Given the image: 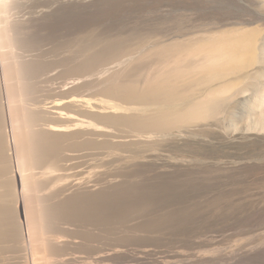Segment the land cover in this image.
<instances>
[{
	"label": "bare ground",
	"instance_id": "1",
	"mask_svg": "<svg viewBox=\"0 0 264 264\" xmlns=\"http://www.w3.org/2000/svg\"><path fill=\"white\" fill-rule=\"evenodd\" d=\"M45 1L31 0L39 5ZM153 2L151 23L142 28L145 33L135 47L128 41L120 42L122 36L119 43L96 39L80 49L84 58L88 56L81 70L111 66L106 68L111 77L102 83L101 90L127 106L79 97L51 100L57 87L53 90L50 82L59 77L56 69H47L46 64L41 68V63L26 66L39 60L37 50L25 54L16 48L32 20L44 27L40 20L55 14L52 7L40 6L44 9L28 16L30 20L24 13L23 20L0 22V245L16 239L22 249L19 252L31 256L27 241L19 239L24 236L19 225L22 220L18 221L23 212L27 222L37 225L39 233L41 229V243L47 247L98 248L93 261L85 264H101L116 253L138 252L135 246L140 247V255H152L161 232L159 235L154 230L159 223L154 224L149 217L169 204L149 202L144 194L156 193L160 186L181 189L192 183L205 190L227 188L229 204L225 202L228 208L224 210L229 215L225 216L230 233L215 235L212 242L230 243L207 254L195 249V240L182 241L183 247L170 252L173 260L168 264L202 261L209 255L235 264H264V0ZM122 57L127 66L122 64L120 69L126 68L117 70L115 61ZM133 61L147 72L144 76L137 74L140 72L132 66ZM77 80L64 82L59 90L79 84ZM67 103L89 114V120L64 112ZM208 134L220 136L229 145L228 152L213 154L218 158L215 163L197 166L169 159L170 142L181 147L195 141L209 145ZM73 138L91 148L83 152L63 150V144ZM29 160L33 167L26 166ZM17 201L20 205L16 206ZM256 210L262 213L261 218L250 220L248 214ZM173 217L169 219L178 218ZM161 224L159 229L164 226ZM63 228L75 230L74 236L57 234ZM162 237V241L168 239Z\"/></svg>",
	"mask_w": 264,
	"mask_h": 264
},
{
	"label": "rangeland",
	"instance_id": "2",
	"mask_svg": "<svg viewBox=\"0 0 264 264\" xmlns=\"http://www.w3.org/2000/svg\"><path fill=\"white\" fill-rule=\"evenodd\" d=\"M153 1H155V0H95L94 2L88 4V3H83V0H48L43 5H39L37 3L31 2V0H0V15H2V16H0V22L4 24V23H7L5 21H9L10 19L11 20H13L14 18L16 20H18L19 18L21 19V17L22 18L24 17L23 16L24 13L27 14L25 18H27V20H30L29 19V17H31L30 15H32V13H34V12H37V10L39 11V9L41 7L45 6L44 8H46V9H48V7L49 8L52 7L54 9L53 13H55V14H52V15L40 20V22L43 23L44 27L41 26L42 24L35 25L38 23L33 22V20H32L30 22V25L28 26V31H26V34L22 35V37L20 39L21 43L18 44V47L16 48L18 51L21 48L20 52L22 51V53H25V54H29L31 52H32V54H34V51L37 50L35 52V55L37 53V55L35 57H38L39 60L36 58L35 61H31L30 64L28 62V65H26V66L30 65V67H32V66L34 67V66H36L34 64L38 63L40 65V63H41V66H42V67L40 66L41 68L45 69L48 66L47 69H49V68H50V70L53 68L56 69V75L58 73L57 77L58 76L59 77L56 78L55 80H53L52 83L50 82V84H51V88L53 90L55 87H57L58 89L55 88L56 90H54L55 93H52L53 95H51V97H52L51 100L62 101L65 99L67 100V98H71V97L72 98H74V97L78 98L79 97V98H84V99H92L95 101L97 99H100V100H102V103L107 102L110 104H118V105L120 104L122 106H127V104L125 102H123L121 99H119L117 97H114V98L109 97L108 95L104 94L101 90L102 83L107 78H110L111 74H112L109 71H108L109 73L106 72V68L109 67V65L106 66V68L105 67L102 69L98 68L99 71H98V69L97 70H91L89 72L84 71L83 69H82L83 71L81 70V67L83 66L82 64H85L86 59L88 58V56H87V58H84L86 56H84L85 54L83 51H82L83 52L82 53L81 50H82V48L85 49V46L87 48V46H89V44H91V42H93L96 39H99V40L102 39L103 41L105 39H106V41L114 39L116 42H118L119 38H121L122 36H124V38L122 37L123 39L121 38V40H119L120 42H122V40L125 41V43H126V41H128L127 43H129L132 47L133 46L135 47L134 44H136V42L139 40L138 37L141 38V35H143V33H145L144 30H142V28L145 25H148L151 23V20H152L151 16H152L153 9H154V5H153L154 2ZM44 8H41V9H44ZM106 13H108V14H106ZM92 16H94V17H92ZM7 17H8V19H7ZM52 17H53V19H52ZM21 20H23V19H21ZM44 23H47V25ZM37 27H38V29H37ZM109 35H110V37H109ZM23 37L24 38L27 37V38L24 39ZM92 37H93V39H92ZM22 40L27 41V44H26V42H23ZM131 42H133V43H131ZM22 43H24V44H22ZM29 48H31V49H29ZM40 53H42L41 56H40ZM46 53H47V55H46ZM49 55H51V56L53 55V57L51 58V56H49ZM0 57H1V53H0ZM122 58L115 61V64L119 65V69H118V66L116 68L117 70H121L122 68H124V67L126 68V66H127V64H125L127 61H123L126 59H124V58L122 59ZM42 60H45V61H42ZM59 61L60 62L62 61V62L60 63ZM63 62H64V64H63ZM122 62H124V63H122ZM133 62H135V63H133ZM133 62H132V64H133L132 66L138 67V72H140L137 74L139 76L140 75L144 76L146 71L142 70L143 68L140 70L139 66H141V64L137 63L136 61H133ZM115 64H113V65L111 64V65L114 67ZM122 64L126 65V66H124L120 69V66H123ZM53 65H54V67H53ZM109 68H111V66ZM57 69H59V70H57ZM36 70H38V68ZM107 70H108V68H107ZM94 71H96V72H94ZM102 71L105 73V74H103L104 77L101 76V74L103 73ZM99 72H100V74H99ZM98 75H100L99 78L102 80H100L97 77ZM107 76H109V77H107ZM96 78H98L101 81L100 82L101 87L99 85L98 79H96ZM57 79H58V81H57ZM75 79L76 80L78 79L77 82L80 79V81L78 82L79 84L76 83V85H72L71 87L67 86L64 88L65 90L63 89L64 91L62 89L59 90L65 83L70 82V81L75 80ZM96 85H99L100 89L97 88ZM1 88H2V85H0V90H2ZM88 89H89V91H88ZM98 89L101 91L99 92ZM103 104H106V103H103ZM75 108L76 107L70 103H67L63 106L64 112H67V113L72 114L74 116L76 115L77 117H80V118H83L86 120H89V117H90L89 114H87L86 112H83V111H79V109H77V108L75 109ZM228 127H230V126H227V128ZM76 132L77 131H75V133ZM72 134H74V132H72ZM8 135H9V137H7ZM7 136L6 137L9 140L8 142H10L12 144L13 138L11 136V133L7 132ZM215 137L218 139L220 138V136H216V134L215 135L208 134V136L206 138H207L208 142L210 143L209 145L199 144L195 141V142H190V143H194V144H191V146L181 147V146H178L177 144H175L173 142L172 143L170 142L171 146L167 147L169 149L168 150L169 159L172 160L173 162H176V163L180 160L178 163L186 162V163H190L193 165L198 164L199 166H207V165L209 166V165L213 164L212 162L215 163V160L217 161V159H218L217 155L218 154H223L224 151L225 152L229 151V149H228L229 145H227L225 143L224 139L222 140L220 138L219 140H217ZM73 139L74 140H67L65 142V144H63V150L68 151V152H72V151L73 152H81V151L83 152V150L86 151V150L91 148V146H89V145L86 146V144H87L86 142H83L82 140L77 139V138H73ZM75 140L77 141V143ZM11 144L9 145L10 147H12ZM221 151H223V152H221ZM214 153L217 155H213ZM211 155L215 156L216 158L215 159L212 158L213 156H211ZM219 158L221 160H223L222 157H219ZM28 162L29 163H27L26 166L29 168L33 167L34 164L30 160ZM21 168L24 169L23 166ZM190 185L188 184L184 187H181V189H183V190H184V188H186V191H188L187 193H185L186 191L179 189L180 187H177V188L169 187L167 189H170V191L168 190V192H167V189H164V188H166L165 186H160L161 187L160 190L156 189L157 194L155 193V191H152V192L148 191L149 193L148 192L146 193V195L149 196V199L147 198L148 196H146L144 194V197L147 200H149V202H150V199H152L151 201L154 202L155 204L158 201L161 203V206H163V205L166 206L167 203L170 205V206L167 205L166 207H164L165 210L161 209L162 211L161 210L160 211L162 213L158 212L157 213L158 215L156 213H154L155 217H152L153 216L152 213L150 214L149 218H150V220L152 218L151 221L152 222L154 221L153 222L154 224L159 223V225H160L162 223L161 225H164V226H161L162 228H160V229L158 228L159 225L154 226V230H156V231L158 230L159 235L161 232V235H160L161 237L160 236L156 237L157 240H159V239L160 240L158 242H156V244L154 243L155 245L153 244V246H155V247H153L155 251L152 252L153 254L151 253L152 255H150V254H148V256L143 255V254L140 255L138 253L140 250L139 249L140 247L135 246L134 251H137L136 249H138V252L131 251V252H127V254L126 253H116V256L113 255L111 257L106 258L105 260H103L101 262L103 264H107V263L108 264H159V261L160 262L165 261V263L168 264L169 262H171L173 260V258L170 255V252L172 254V252L178 250L179 247H183V244H182L183 242H185L184 244H187V242L189 240H190L189 243L190 242L193 243L195 240V242H196L195 246H194L195 249L196 250L199 249L205 253L209 252L207 254L213 253V250H215V248L218 246H223V247L229 246V244H228V243H230L229 240H226L225 242L220 243L221 245L220 244L217 245L216 243H215L216 245H214V243H213L214 241L212 242V240H214L216 237L215 235H219V234L228 235L230 233V232H227V228L230 226L229 225L230 221H229V218H226V216H229V215L227 213H225L227 208H228L225 205H226V203L229 202V197H228V194L226 193L227 188L220 187L221 189L217 188V190L212 191V190H205L203 187H200L196 184H194V186H193L192 183H190ZM162 188L165 191V192L163 191L164 193L161 191ZM192 188H194V190H192ZM189 189L191 192L189 191ZM178 190L179 191L181 190V191L179 192ZM196 190H197V192H196ZM202 190H203V192H202ZM220 190H222V191H220ZM225 190H226V192H225ZM169 192H170V194H169ZM196 193H197V195H196ZM167 194H168V196H167ZM215 194H216V196H215ZM224 194H225V196H224ZM171 196L173 199L171 198ZM166 197L167 198L169 197L170 199L169 198L166 199ZM188 197H190V200H187V199H189ZM19 199H20V197H19ZM178 199L180 200V202ZM211 199H212V201H211ZM181 201H183V203H181ZM162 202L165 204H163ZM216 202H217V204H216ZM15 204H16V206H17V204L20 205V201H17L16 203H14V205ZM174 204H176V205H174ZM193 204H196V205L193 206ZM206 204H209V205L207 206ZM228 204H227V206H228ZM175 206L179 207V208H176ZM175 209H177V210H175ZM224 209H226V210H224ZM216 210H218V211H216ZM219 211L221 212V214ZM163 212H164V214H163ZM218 212H219V214H217ZM252 212H250L248 214V217H250L249 218L250 220L257 221L258 219L261 218L262 215H260V214H262V213H259L260 211L256 210V211H252ZM159 213H161L160 215L163 218H160ZM174 213H176V214H174ZM177 213L179 214V216ZM222 214H224V215H222ZM19 215L21 216V218L19 217L18 221L20 219L22 220V222L19 224L20 228L24 227L23 229L21 228V230L24 231V236H21L19 239L21 240V238L23 237V239L27 241V244H29V249H30L28 254H31V256L27 255V252H26V254L23 251H22L23 253L19 252L21 249V246H20V244H18V242H16L18 244L17 248H16V245H14V243H15L14 240H16V239H14V240H12V241H14V243H11L12 242L11 241L10 242L11 244L9 243V244H7V246H6V244L1 243L2 245H0V261H1L0 264H23V263L24 264H39V263L40 264H46V263L51 264L50 261H52V262L54 261L52 264H85L86 262L93 261L92 258H94L95 257L94 255H96L99 252L98 248L92 249V248H87L84 246H81V247L76 246V247H73L74 249L72 247H65V246L63 248L59 247L60 249L59 248L55 249V248L49 247V246L47 247L46 244L44 245L43 242L41 243V241L43 239V236H42L43 233H42L41 229H40L41 233H39L38 232L39 229L37 230V228H39V227H36L37 225L35 226V225L27 222L26 219H24L25 217H24L23 212H20ZM173 215H175V217H178L177 220H176V218L173 220L169 219L171 217L174 218ZM199 216H201V217H199ZM220 219L221 220L223 219V220L221 221ZM224 220L227 223L226 222L224 223ZM22 223H24V224H22ZM220 223H222V225H220ZM224 224H226V226ZM223 225H224V227H223ZM243 227H244V225H243ZM33 230L34 231L36 230L35 232H37V234H35V232ZM64 230L61 229L62 233H57V234H64L65 233V234H71L70 236H74L75 230L74 231L68 230V229H64ZM23 231H22V233H23ZM72 231H73V233H72ZM22 233H21V235H23ZM38 233H39V235H38ZM167 235L168 236L170 235V236L167 237ZM162 236H165L168 239L162 241V239H163ZM192 237H194V239ZM110 238L112 239L113 237H110ZM110 238H109V240H110ZM20 240L17 239V241H20ZM37 240H38V242H37ZM191 240H193V242ZM39 241H40V244H39ZM37 244H38V246H37ZM144 244H146V243L144 242ZM177 245H178V247H177ZM39 246H41V247H39ZM18 247H20V248H18ZM94 250H96L97 253ZM24 254L27 255L28 258ZM41 257H42V261L40 260ZM44 261H46V262H44ZM59 261H61V262H59ZM231 263L235 264L232 261L230 262L229 260H227V261L222 260L221 261L218 259V256H210L209 255L202 261L189 262L187 264H231ZM184 264H186V263H184ZM238 264H240V263H238ZM241 264H248V263H241Z\"/></svg>",
	"mask_w": 264,
	"mask_h": 264
}]
</instances>
